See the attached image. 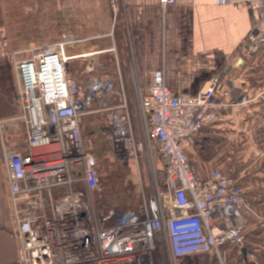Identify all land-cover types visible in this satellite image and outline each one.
Wrapping results in <instances>:
<instances>
[{"label":"built area","instance_id":"obj_1","mask_svg":"<svg viewBox=\"0 0 264 264\" xmlns=\"http://www.w3.org/2000/svg\"><path fill=\"white\" fill-rule=\"evenodd\" d=\"M235 1L254 16L246 49L255 54L264 47V0ZM111 2L117 17L119 0ZM174 3L160 0L162 9ZM79 42L51 39L14 62L26 139L2 146L1 154L22 264H181L188 256H216L227 243L244 248V188L218 169L203 178L185 151L244 99L223 75L178 97L159 77L147 94L135 92L134 114L121 78L104 71V52L84 55L95 62L86 64L78 89L68 70L77 56L67 51ZM87 114L103 116L110 155L134 164L139 184L141 160L147 162L152 190L137 210L99 200L98 161L82 135Z\"/></svg>","mask_w":264,"mask_h":264},{"label":"crops","instance_id":"obj_2","mask_svg":"<svg viewBox=\"0 0 264 264\" xmlns=\"http://www.w3.org/2000/svg\"><path fill=\"white\" fill-rule=\"evenodd\" d=\"M54 2L53 6L51 0H43L40 9L33 0H0V44L7 42L0 52V264H22L1 154L2 146L19 147L26 139L14 62L66 35L81 40L67 51L76 59L86 61L84 55L95 52L114 55L103 62L104 71L121 78L134 114L135 92L147 94L159 77L176 97L196 95L215 76L227 79L244 100L204 130L194 144L185 146V151L203 178L218 169L244 188V248L227 243L216 256H188L181 264H264V47L247 53L254 16L246 4L175 0L162 9L160 0H119L116 17L111 0ZM50 24L55 33L44 35ZM94 117L101 119L103 128L92 125L100 133L105 128L100 114L82 117V127L84 120ZM195 146H208L215 154L203 159L194 152Z\"/></svg>","mask_w":264,"mask_h":264},{"label":"rangeland","instance_id":"obj_3","mask_svg":"<svg viewBox=\"0 0 264 264\" xmlns=\"http://www.w3.org/2000/svg\"><path fill=\"white\" fill-rule=\"evenodd\" d=\"M33 1L36 5H38V7L40 9H43V5H44L43 0H33ZM51 5H53V6L55 5L54 0H51ZM53 16L55 18V15H53ZM120 28H121V25H120ZM51 30L54 33L56 31V29L53 27V24H50L49 28H47L44 31V35L45 34L47 35V32L49 31L51 33L50 36H52L53 32ZM101 44H104V42ZM97 45H100V44L98 43ZM102 47H106V45L104 44V45H102ZM102 47H100V48H102ZM99 58L102 62L106 61V63H107L109 61V58L114 59V55L103 53V54L99 55ZM91 61H94V60H92L91 58L86 59V61L81 60V59H76V60L72 61L70 64V67L72 68L70 71L72 72V75L77 82L79 90L80 89L83 90L81 88V83H82V81H84V78H85L84 77L85 66L88 62H91ZM80 94H81V91H80ZM90 121L93 122V123H91V125L99 126L102 128V122H101V119L99 117H94ZM85 123L86 122L84 120V125L82 127V135H83V139H84V143H85L86 148L92 152L91 148L93 146L95 148L97 145H103V143L105 141L102 138H99V136L95 132L92 134L87 133V131L84 130L85 129ZM95 128H98V127H95ZM105 148L107 149V151L104 152V159L105 160L103 161L102 164H100V162L98 161L99 162V176L101 177L100 183L104 186L105 185L109 186V185L113 184L115 179H118L121 176V177H124L123 183H124L125 190H127L128 192H130L132 194L141 195V198H142V195H144L145 197H148V194L152 190V185H151L152 176H151V172H150V169H149L147 162L145 160H141V163H140L141 183L139 184L138 177L135 178L136 166L134 164H132L131 162L126 164V163H122L121 161L117 160L116 158H113L110 155V148H109L108 143H106V142H105ZM193 150H194V152L196 151V153H200V156L203 159H209L211 156H214V154H215L214 152L211 154V151H213V150L212 149L210 150L208 148V146H204V147L195 146ZM123 168L125 169V171L123 170ZM115 177H117V178H115ZM136 181L138 183H136ZM102 185H101V187L103 188ZM101 199H102L101 195H99V200L101 201Z\"/></svg>","mask_w":264,"mask_h":264},{"label":"trees","instance_id":"obj_4","mask_svg":"<svg viewBox=\"0 0 264 264\" xmlns=\"http://www.w3.org/2000/svg\"><path fill=\"white\" fill-rule=\"evenodd\" d=\"M70 64L68 65L69 71L72 69L70 67ZM90 118H92V117H90ZM89 121L90 120H88V122L86 123L87 125H85L84 130H86L87 133H89V134H92L95 132L99 136V138H102L106 143H108L107 140L105 139V137L101 136L95 127L88 124V123H90ZM102 128H103V126H102ZM105 142L103 143V145H97L95 148H94V146L91 148L92 152L96 155L97 161H99L100 164H102L103 161L105 160L104 159V152L107 151V149L105 148ZM212 157L213 156H211L210 158H212ZM99 162H98V175H99ZM123 170L125 171L124 168H123ZM115 178H117V177H115ZM123 178L124 177L120 176V178L115 179L113 184L109 185V186H107V185L104 186L100 183V186L101 185L103 186V188L101 187L102 188L101 202L107 208L115 207L119 210H137L139 205L142 202L141 201L142 200L141 195L132 194V193L128 192L127 190H125ZM99 180L101 181V177L99 178Z\"/></svg>","mask_w":264,"mask_h":264},{"label":"water","instance_id":"obj_5","mask_svg":"<svg viewBox=\"0 0 264 264\" xmlns=\"http://www.w3.org/2000/svg\"><path fill=\"white\" fill-rule=\"evenodd\" d=\"M243 252H244V255L246 256L247 255V249H244Z\"/></svg>","mask_w":264,"mask_h":264}]
</instances>
